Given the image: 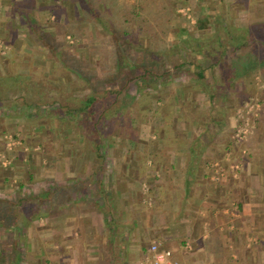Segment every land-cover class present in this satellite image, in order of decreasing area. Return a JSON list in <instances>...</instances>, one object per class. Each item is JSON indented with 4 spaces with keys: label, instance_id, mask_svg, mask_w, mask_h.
<instances>
[{
    "label": "crops",
    "instance_id": "1",
    "mask_svg": "<svg viewBox=\"0 0 264 264\" xmlns=\"http://www.w3.org/2000/svg\"><path fill=\"white\" fill-rule=\"evenodd\" d=\"M136 1L0 0V34L11 36L8 48L18 44L26 52L43 49L32 27L39 31L50 19L49 33L59 42L56 27L83 20L80 39L97 33L98 49L106 50L95 10L112 21L124 2ZM159 1L150 17L162 19L165 34L151 22L160 37L142 34V41L150 51H171L175 63L183 62L181 72L150 91L148 137L117 140L108 158L112 168L98 172L99 182L87 176L90 157H55L57 189L80 175L92 185L86 181L81 200L73 196L65 211L47 218L49 264H150L152 243L176 264H264V64L243 69L251 49L264 56V0ZM251 100L258 105L251 133L236 142V112ZM213 163L223 171L220 178L210 170ZM6 171L0 165V183H15ZM100 188L105 202L93 201Z\"/></svg>",
    "mask_w": 264,
    "mask_h": 264
},
{
    "label": "trees",
    "instance_id": "2",
    "mask_svg": "<svg viewBox=\"0 0 264 264\" xmlns=\"http://www.w3.org/2000/svg\"><path fill=\"white\" fill-rule=\"evenodd\" d=\"M86 4L89 8L90 3ZM152 4L150 0H137L130 6L121 7L120 16L114 19L118 23L116 27L113 20L109 21L103 13L95 10L93 19L104 30L107 46V53L100 55L101 58L96 61L100 66V74L89 70L86 61L68 62L60 50L59 42L51 33L32 27V38L36 43L47 51L48 56L54 54L64 70L68 69L76 76L66 77L63 83L62 79L48 77V74L25 75L31 70L24 74L21 71L0 73V115L50 118L67 123L68 127L78 128L84 138L89 140L97 158H103L109 146L107 137L111 135L114 124H117V128L131 125L137 107L141 111L149 109L150 101L142 102L147 93L167 83L166 77H174L183 66V62L175 63L171 51L145 50L133 40L134 36L141 34L155 39L160 37L157 31H153L151 22L158 23V30L165 34L162 32V19L150 17ZM151 8L158 9V6L155 4ZM12 59L7 55L6 64L12 63ZM252 67L247 64L243 69ZM76 82L80 84L77 85L79 89L88 90V93H74ZM126 91L130 94L123 96ZM144 103L142 109L140 105ZM99 171L103 172V166L97 168L93 175H98ZM28 178L32 180V175ZM99 180L100 177H97L96 182ZM84 183L81 176L68 178L57 189V182L45 179L30 184L27 190L24 189L27 185L20 183L11 196L0 195V264H25L26 230L33 227L35 219L46 218L56 209L65 211L73 196L81 200L84 197ZM100 189V194L92 193L93 201L100 197L105 202L106 194L103 188ZM1 235L4 237L1 238Z\"/></svg>",
    "mask_w": 264,
    "mask_h": 264
},
{
    "label": "rangeland",
    "instance_id": "3",
    "mask_svg": "<svg viewBox=\"0 0 264 264\" xmlns=\"http://www.w3.org/2000/svg\"><path fill=\"white\" fill-rule=\"evenodd\" d=\"M124 4H130V2H124ZM154 4L159 5L160 1L156 0ZM152 6L153 5H150V13L152 10H154L151 8ZM159 6L161 7V5ZM182 9L183 8H181L180 13L185 14L189 22L193 21V18L190 15V10L185 8L187 11H182ZM187 12L189 14H187ZM49 22H44L39 26V28L43 31H48L49 33V30H51V28L54 26L48 25L52 24L50 19ZM84 23L85 22L82 20L80 23H69V25L67 23L60 24L58 28L55 26L59 31L58 35H61L58 45H60V50L64 57L67 58L68 62L73 63L75 61H86L89 63V70L100 74V66L96 63V61H99L101 58L100 55L107 53V48L106 50L98 49L101 47H99L100 40L98 39L99 35L97 33H94L90 37L89 35L85 36V34H83L82 38L80 39ZM113 23L115 27L118 24L114 19ZM141 35H136V37L134 36L133 40L136 41V44L139 47H142L145 50H150L149 47L147 48L149 44H146L145 41H142V38L144 37ZM9 38H11V36L4 38L3 34H0V73L21 71V74H24L25 72L31 70L29 74L25 75L32 77L34 75L38 76L39 73H43L45 75L48 74L50 75L48 77H58L59 79H62L63 83H65L66 77L76 76L74 72H71L67 69L70 72L68 73L67 70H64L59 64L56 56L54 54H49L50 56H48V53L45 49H25L26 52H19L17 49L18 44L16 45V49H14V47L8 48L6 46V42L9 41ZM81 42H87L92 49L89 48V51L88 48L82 49ZM255 50L256 49H251L249 54L251 61L246 62L250 66L252 65L254 68H256L258 61H260V64L258 63L259 66L264 64V56L261 58L258 52L255 54ZM7 55H10L13 58L12 63L8 62L6 64L7 61H5V58ZM9 64L10 67L8 66ZM111 70L112 69L110 68V71ZM109 72H107V74H109ZM179 72H177V74H179ZM177 74H175L174 77H176ZM187 77H190V75ZM119 80H122V78ZM122 84L124 85L125 83L123 82ZM74 85V93H83L82 89H79L80 87L77 86L80 85L79 82H76ZM118 87L120 88L121 86ZM128 93L130 94L129 91L124 92L123 96L127 95ZM147 94L148 95L144 97L145 100L142 102L150 101V91ZM251 101L252 102L248 103V105L257 104V101ZM140 106L143 109L145 107V103ZM244 108L245 105L236 112L237 124L235 126L234 135L237 128L241 124V120L238 118V113ZM135 111L136 117L130 123L131 125H128L129 128L127 125L117 128V124H114V129L111 132V135L109 138L107 137L109 146H107L106 150L104 151L103 158H97L94 155V150L89 140L84 138L78 128L73 126L68 127L67 123L54 121L50 118H23L16 116L3 117L0 115L1 129L3 130V132L0 133V165L3 168L10 170L6 171L4 175L11 178L12 175L17 177L15 183H13V180H10V178L8 181L5 180V182L0 183V195H13L18 189V185L20 183L26 184L27 186L24 189L27 190L30 184L38 183L45 179L55 180L51 178V173L54 170V165L56 166L54 159L58 155L66 156L67 153H78L86 157H90L87 161V167L90 170L89 174H87L89 177H92L94 171L100 166H103V171L111 170V162H109L108 158H110L111 154L115 153L114 148L116 147L117 140L148 137L150 132L148 126V122H150V106L146 111L144 109L142 112L140 107H137ZM99 162L101 163L99 164ZM72 165L75 167V162H72ZM29 175H32V180L28 178ZM88 181L90 182H84L86 184L92 185L91 180H87V182ZM7 190H10V192L7 193ZM92 192L93 190L90 191V193ZM48 217L35 219L33 227L26 230L25 236L28 240L25 243V264H49V262L45 260V258L49 257L46 255V253H49L50 249V243H48V241H50V221L47 219ZM2 237H4V235H1V238Z\"/></svg>",
    "mask_w": 264,
    "mask_h": 264
},
{
    "label": "built area",
    "instance_id": "4",
    "mask_svg": "<svg viewBox=\"0 0 264 264\" xmlns=\"http://www.w3.org/2000/svg\"><path fill=\"white\" fill-rule=\"evenodd\" d=\"M257 107V104H247L242 111H239L238 118L241 120V124L237 128L234 135V140L236 142L246 139V137L251 133V127L253 123L252 118L256 116ZM233 168L236 169L237 166H234ZM210 170L215 178H220L223 173V171L220 170L219 163H213L210 167ZM159 247L160 245L158 243H152L150 245V264H176L171 260L170 254L168 252L160 251Z\"/></svg>",
    "mask_w": 264,
    "mask_h": 264
}]
</instances>
